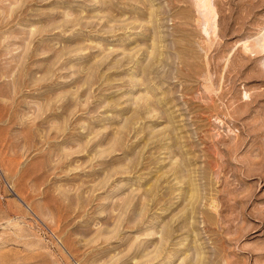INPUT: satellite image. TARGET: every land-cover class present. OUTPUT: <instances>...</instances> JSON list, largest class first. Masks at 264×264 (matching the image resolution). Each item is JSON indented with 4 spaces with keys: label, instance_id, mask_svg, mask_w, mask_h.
<instances>
[{
    "label": "rangeland",
    "instance_id": "1",
    "mask_svg": "<svg viewBox=\"0 0 264 264\" xmlns=\"http://www.w3.org/2000/svg\"><path fill=\"white\" fill-rule=\"evenodd\" d=\"M208 2L0 0V264H264V0Z\"/></svg>",
    "mask_w": 264,
    "mask_h": 264
},
{
    "label": "bare ground",
    "instance_id": "2",
    "mask_svg": "<svg viewBox=\"0 0 264 264\" xmlns=\"http://www.w3.org/2000/svg\"><path fill=\"white\" fill-rule=\"evenodd\" d=\"M199 2H201V5L199 6L198 5V7H204L205 9H208L209 8V2H208V0H199ZM198 3V2H197ZM197 7V6H196ZM201 12V11H200ZM166 233V232H165ZM164 233V234H165ZM162 234V233H161ZM163 235V234H162ZM161 238H159V239H161L162 241L164 240V242H165V239H166V237H167V235H165V237L164 236H160ZM163 238H165V239H163ZM168 239V238H167ZM164 245H165V243H164ZM162 249H163V247H162ZM162 251V250H161ZM160 256V255H159ZM158 256V257H159ZM153 257V256H152ZM157 259V258H156ZM199 260V259H198ZM197 262V261H196ZM193 264H195V263H193Z\"/></svg>",
    "mask_w": 264,
    "mask_h": 264
}]
</instances>
